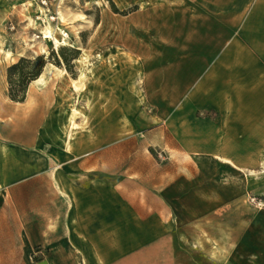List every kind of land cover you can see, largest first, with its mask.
<instances>
[{
    "label": "crops",
    "instance_id": "0c3cea01",
    "mask_svg": "<svg viewBox=\"0 0 264 264\" xmlns=\"http://www.w3.org/2000/svg\"><path fill=\"white\" fill-rule=\"evenodd\" d=\"M110 1L133 60L81 80L47 62L22 101L0 17V264H264V0ZM131 120L161 155L138 182L114 174Z\"/></svg>",
    "mask_w": 264,
    "mask_h": 264
},
{
    "label": "rangeland",
    "instance_id": "374dc122",
    "mask_svg": "<svg viewBox=\"0 0 264 264\" xmlns=\"http://www.w3.org/2000/svg\"><path fill=\"white\" fill-rule=\"evenodd\" d=\"M109 9H112L110 0H0L1 27L12 34L7 40L12 47L19 50L20 55L16 61L21 57L33 58L42 55L46 63H52L57 57L61 61L60 49L69 57L71 49L77 48V57L84 53L81 61L74 58L68 62L67 67L62 61L60 66L54 63L52 65L61 68L70 77H75L83 71L86 78H89L91 74L105 72L108 64L121 62L124 58L133 60L132 54L129 55L121 49L123 36L108 31L106 14ZM60 31L66 32V37L62 38ZM45 34L52 35L56 41L52 37H44ZM136 102L137 100H129L131 107H135ZM131 116L138 120L137 112L132 113ZM117 119L120 120L121 117L116 116V128ZM133 122L130 121V129L126 130L132 142H127L124 147L122 145L116 147L114 174L116 177L122 176L123 171L126 170L127 176L138 182V169L153 167L155 159L160 158L161 155L153 145L154 123H150L149 120L148 123L141 121L139 127V125L134 126ZM123 153L130 154L125 161L122 160ZM130 168L131 172H129ZM102 172L103 169H100L98 175L101 176ZM116 253L118 254L119 251ZM196 257V254L179 251L180 264H186L187 261L189 264H200V259ZM124 264H139V261L134 257L131 262L125 261Z\"/></svg>",
    "mask_w": 264,
    "mask_h": 264
},
{
    "label": "trees",
    "instance_id": "16d2710c",
    "mask_svg": "<svg viewBox=\"0 0 264 264\" xmlns=\"http://www.w3.org/2000/svg\"><path fill=\"white\" fill-rule=\"evenodd\" d=\"M61 61L66 65L78 55V49L72 48L71 55L67 57L63 50L59 52ZM57 56V55H56ZM59 58L52 60L56 66L61 65ZM46 60L42 55L33 58L21 57L6 68L7 95L13 101H22L25 98L26 88L31 80H34L42 71Z\"/></svg>",
    "mask_w": 264,
    "mask_h": 264
},
{
    "label": "bare ground",
    "instance_id": "6f19581e",
    "mask_svg": "<svg viewBox=\"0 0 264 264\" xmlns=\"http://www.w3.org/2000/svg\"><path fill=\"white\" fill-rule=\"evenodd\" d=\"M48 25H50V23L48 24ZM48 28H49V26H47ZM58 28V27H57ZM50 32V31H49ZM44 37H52V35H50V34H45L44 35ZM51 39V38H50ZM52 39L54 40V41H56V38L55 37H52ZM53 41V42H54ZM55 43V42H54ZM44 50V49H43ZM83 56H84V53H81L80 54V56H78V57H76L75 59L76 60H78V61H81V59L83 58ZM84 61V60H83ZM49 66H53L51 63H49ZM42 74H40V75H38L34 80H36L37 82H41L42 81ZM83 76H84V72L83 71H81L79 74H78V79L80 80V79H82L83 78ZM76 114H78V112L75 110V109H72L71 110V112H70V114H69V116L67 117V122H68V124L67 125H69L71 128H73L74 126H75V124H74V122H73V118L75 117V115ZM70 136V135H69Z\"/></svg>",
    "mask_w": 264,
    "mask_h": 264
},
{
    "label": "built area",
    "instance_id": "2783aa9c",
    "mask_svg": "<svg viewBox=\"0 0 264 264\" xmlns=\"http://www.w3.org/2000/svg\"><path fill=\"white\" fill-rule=\"evenodd\" d=\"M45 3V1H43ZM61 37L64 38L66 37V32L60 31ZM250 201L255 204L258 207H264V197L262 198H256V197H250Z\"/></svg>",
    "mask_w": 264,
    "mask_h": 264
}]
</instances>
